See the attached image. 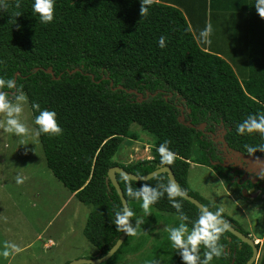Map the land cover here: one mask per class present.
Instances as JSON below:
<instances>
[{"label":"trees","instance_id":"obj_1","mask_svg":"<svg viewBox=\"0 0 264 264\" xmlns=\"http://www.w3.org/2000/svg\"><path fill=\"white\" fill-rule=\"evenodd\" d=\"M254 3L151 0L141 17L139 0H55L53 22L41 23L32 12V0H20L19 8L16 0H0V77L14 79L23 90L33 122L38 112L32 103L56 113L62 133L42 134L39 141L54 177L92 208L84 231L97 253L91 260L107 255L123 234L115 224L123 206L106 183L113 167L141 177L167 166L184 192L210 211L218 208L190 190L192 166L212 167L213 145L201 131L179 121L178 105L191 109L187 120L195 127L222 117L232 128L228 142L246 153V145L264 144L260 133L235 130L247 116L264 115V19ZM206 24L212 32L209 43L202 44L198 32ZM161 36L164 48L158 46ZM50 69L53 75L46 73ZM139 94L145 99L141 103ZM8 95L15 102L16 92ZM134 126L153 138V157L123 167L114 158L127 140H138ZM164 142L175 154L171 165H162L157 151ZM117 180L134 213L131 223L138 217L143 223L103 264L133 255L145 264H183L167 229L184 223L190 230L200 210L179 196L180 210L172 207L164 192L167 175L148 182L120 175ZM144 184L164 193L148 215L140 200L127 195L129 186L139 190ZM218 243L223 252L211 264H246L252 257V249L227 231ZM204 251L201 247V258ZM257 264H264V248Z\"/></svg>","mask_w":264,"mask_h":264},{"label":"rangeland","instance_id":"obj_2","mask_svg":"<svg viewBox=\"0 0 264 264\" xmlns=\"http://www.w3.org/2000/svg\"><path fill=\"white\" fill-rule=\"evenodd\" d=\"M227 24L232 26L231 19ZM218 26H222L220 18ZM21 120L30 130L23 145L13 134L0 128V252L5 242L14 243L20 249L10 252L8 257L0 255V264H66L91 260L97 253L86 240L84 231L92 208L81 204L47 168L39 137L31 133L35 126L27 100ZM132 131L138 140H127L114 158L123 167L153 157L149 150L153 138L138 126L132 127ZM17 175L23 177L22 184L16 183ZM189 186L211 205L222 206L229 216L241 215L244 210L249 218L244 225L247 229L250 226L252 229L253 224L257 226L262 218L257 203L231 197L206 168H193ZM232 200L237 204L233 205ZM239 220L242 219L239 217ZM143 262L139 255H133L112 264Z\"/></svg>","mask_w":264,"mask_h":264},{"label":"clouds","instance_id":"obj_3","mask_svg":"<svg viewBox=\"0 0 264 264\" xmlns=\"http://www.w3.org/2000/svg\"><path fill=\"white\" fill-rule=\"evenodd\" d=\"M139 3L141 5L140 15L141 17H144L149 11L151 0H139ZM20 6V0H16L15 7L19 8ZM31 7L32 12L38 15L39 21L41 23L53 22L55 13V0H32ZM254 8L259 17L264 19V0H255ZM211 32V25L206 24L205 27L198 32L199 41L202 44L209 43V36ZM158 46L160 48H164L166 46V41L163 36L159 38ZM5 89L9 91L6 92L4 91ZM11 91L16 92L15 102H13V99L8 95V93ZM170 96L172 97V95ZM168 98L169 97L167 96L166 99ZM25 102L26 95L23 90L17 85L16 81L11 78L4 79L3 77H0V116L3 117V119H0V128H2L3 132L5 133L13 134L22 145L25 144V137L30 132L29 128L26 127V125L21 120V113L23 112V106ZM31 107L38 112V114L35 115L34 118V124L37 127L31 130L33 136L39 137L42 134L59 136L62 133V129L57 122V116L54 111L46 109L42 110L37 103H32ZM181 110L184 111L183 113H181L182 117L184 116L185 122H188L189 120L186 121V118L191 114V109L182 105ZM223 123L227 125V122H225L224 119ZM196 128L199 127L196 126ZM235 130L237 133L242 135L246 133H260L262 136H264V115L256 114L247 116V118H245L236 126ZM150 147L152 148V146H149V150L151 151ZM245 148L249 154L255 153L257 151L264 152V144L260 145L258 148L246 145ZM157 151L161 157L162 165H171L173 163L175 154L169 149L167 142L160 144ZM151 159L152 158H148L147 160ZM197 166L193 165L192 168H196ZM211 177H214L213 173H211ZM15 179L17 184L23 183L22 176L17 175ZM225 191L227 193L229 192L228 190ZM244 191H246L245 195ZM164 192L167 193L172 207L179 211L181 208V204L175 199L176 197L181 195V190L178 188V186L174 182L169 180V182L166 184V187L164 188ZM252 192L245 189L243 190L242 194L238 191L235 196L246 201L245 199H249L251 194L254 193ZM163 194L164 193L159 192L156 188L150 187L147 184L142 185L139 190H133V188L130 186L127 188V195L129 197L140 200L142 202V209L145 215L149 214L150 206L155 204ZM227 198L229 197H227L226 194V199ZM250 199H252V196ZM232 202L233 205L237 204L233 200ZM212 205L218 208L214 212L210 211L208 208L202 209L198 215V218L193 221L190 230L184 223H180L176 227H169L167 229L169 233L168 239L171 242V246L178 250L177 253L180 255L183 264H211L214 258H220L223 252V248L218 243V241L220 240L221 235L226 231L225 225L226 223H228L223 219L222 213L227 215L230 219L235 217V219L239 223L242 222V220H239V217L241 218L243 214H246L243 210L240 216L233 214L229 216L228 213H224V208L220 207V205ZM257 206L258 210L262 214V229L259 232L254 233L249 228H246L244 233L238 230L240 233L249 237L255 243V246L257 247L259 252L255 264L259 262L264 248V206ZM133 215L134 213L129 208H123L118 211L116 213L115 219L117 229L123 230L126 235H136L137 229L143 223V218L138 217L135 220V224H133L130 221V217H132ZM180 218L182 220L187 219V217L183 214H181ZM245 233H247V235ZM201 247L206 249V251H204L202 254V258L200 252ZM19 251L20 249L16 244L5 242L3 251L0 252V255L8 257L10 252L16 253ZM153 264H159V262L154 261Z\"/></svg>","mask_w":264,"mask_h":264},{"label":"flooded vegetation","instance_id":"obj_4","mask_svg":"<svg viewBox=\"0 0 264 264\" xmlns=\"http://www.w3.org/2000/svg\"><path fill=\"white\" fill-rule=\"evenodd\" d=\"M168 97L171 98V96ZM178 108L181 113L184 112L181 110L182 106L178 105ZM186 121H188L187 118ZM198 127L204 137L212 141L214 154L213 160L210 156L212 167L202 166V168H206L213 173L216 180L225 190L230 189V193L228 192V194L231 197L232 195L235 196L238 191L242 194L243 190L247 189L250 192H254L251 194L252 199H250V196L248 200L264 206V170L256 168L244 160V157L247 156H264L248 154L235 146L234 143H229L227 137L232 128L225 125L222 118H218V121L212 124L202 122ZM230 220L232 221H225L235 229L245 231L246 227L243 221L239 223L235 218H231Z\"/></svg>","mask_w":264,"mask_h":264},{"label":"water","instance_id":"obj_5","mask_svg":"<svg viewBox=\"0 0 264 264\" xmlns=\"http://www.w3.org/2000/svg\"><path fill=\"white\" fill-rule=\"evenodd\" d=\"M76 71H78V70H75L74 72H76ZM46 73L53 75L52 69L46 71ZM120 89H122V87ZM129 93L137 94L136 91H130ZM139 99H140V103L143 100H145L142 94H139ZM179 121L187 127H191L193 129H200V128H196L195 126H193L190 122H185L184 117H181ZM244 160L246 162H248L249 164H252V166L264 170V157L247 156V157H244ZM118 175L125 177L126 179L134 181V182H148V181H150V180H152V179H154L160 175H167L168 179L171 180L172 182H174L178 186V188L181 190V195L179 196L180 198L188 201L189 203H191L192 205L197 207L200 211L202 209L206 208L201 202H199L194 197L189 196L186 192H184L182 190L178 180L176 179V176H175L173 170L167 166H161L157 170H155L154 172H152L146 176H141V177L136 176L132 173H129L121 167H113L108 171V178L106 180V183L108 186L111 184L112 187L116 190V192H117V194L121 200L123 208H129V206H128V202L124 196L123 190H122V188H121V186L117 180ZM245 194H246V191H244V195ZM130 221H131V217H130ZM225 227H226V231L228 233H230L232 236L237 238L240 242L249 246L252 249V257L249 259V261L246 264H255V262L258 258L259 252H258V249L255 246V243L253 242V240H251L249 237L240 233L237 229H235L232 225H230L228 223H226ZM127 237H128V235H126L125 232L123 231L122 236L117 241L115 246L108 252L107 255H105L101 258H97V259H93V260H77V261L71 262L69 264H103V263H106L119 251V249L124 244Z\"/></svg>","mask_w":264,"mask_h":264},{"label":"crops","instance_id":"obj_6","mask_svg":"<svg viewBox=\"0 0 264 264\" xmlns=\"http://www.w3.org/2000/svg\"><path fill=\"white\" fill-rule=\"evenodd\" d=\"M222 207V206H221ZM238 216H240V215H238ZM247 215L245 214V215H243L242 217H241V219H242V221H243V223L246 225L248 222V219L249 218H247ZM252 226H250L249 227V229L251 228ZM262 229V218L260 219V221H259V223H258V225L257 226H254V224H253V228L252 229H250V230H252L253 232L255 231V232H259L260 230Z\"/></svg>","mask_w":264,"mask_h":264}]
</instances>
